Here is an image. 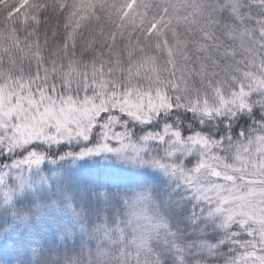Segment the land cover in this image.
Returning a JSON list of instances; mask_svg holds the SVG:
<instances>
[{"label": "snow or ice", "instance_id": "1", "mask_svg": "<svg viewBox=\"0 0 264 264\" xmlns=\"http://www.w3.org/2000/svg\"><path fill=\"white\" fill-rule=\"evenodd\" d=\"M0 264H264V0H15Z\"/></svg>", "mask_w": 264, "mask_h": 264}, {"label": "trees", "instance_id": "2", "mask_svg": "<svg viewBox=\"0 0 264 264\" xmlns=\"http://www.w3.org/2000/svg\"><path fill=\"white\" fill-rule=\"evenodd\" d=\"M15 4V0H7L5 4H0V25H2L5 15L8 11H10ZM14 19H17L14 17Z\"/></svg>", "mask_w": 264, "mask_h": 264}]
</instances>
